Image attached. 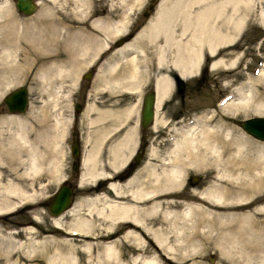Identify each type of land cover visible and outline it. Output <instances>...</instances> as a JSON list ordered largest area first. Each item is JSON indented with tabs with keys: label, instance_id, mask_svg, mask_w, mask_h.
<instances>
[{
	"label": "bare ground",
	"instance_id": "6f19581e",
	"mask_svg": "<svg viewBox=\"0 0 264 264\" xmlns=\"http://www.w3.org/2000/svg\"><path fill=\"white\" fill-rule=\"evenodd\" d=\"M88 1L76 0L71 18L63 19V23L48 13L29 22L11 17L0 26V86L9 87L17 79L20 65H26V70L40 80H49L53 72L64 77L58 66L59 55L54 53L55 44L63 42L68 62L75 65L72 86L85 56H89L87 64L96 65L98 81L109 89H138L139 76L148 73L140 72L145 58L141 44L145 42L154 53L155 124L163 125L158 105L173 83L166 70L187 79L197 73L206 58L210 59V69L237 66L242 54L233 48L240 45L250 15L254 13L264 29V0H166L172 13H154L130 41L112 48L100 34L112 41L125 34L130 19L112 22L101 16L92 18L94 14L85 13L83 8ZM86 21L98 34L87 31ZM231 92L218 112L208 111L185 125H167L174 135L161 154L142 162L121 185L109 183L114 198L95 193L84 200L87 212H78L80 204L73 203L53 215L51 226L43 224L35 208L42 191L35 178L42 167L33 140L35 125L31 117L0 114V218L18 208H24L27 216L15 223L16 230L6 231L8 227L0 225V262L14 256L19 264H199L196 257L206 241L218 251L214 264L263 261L264 254L254 252L259 249L248 245L243 231L251 221L264 224V199L254 200V179L262 182L264 176V141L252 140L239 130L237 114H264V63ZM94 104L83 112L91 127L104 124L92 115L111 110L107 106L98 109L99 104ZM120 108L112 113L127 115L136 105ZM127 120L125 116L114 125L124 126ZM128 127L108 160L113 170L127 161V154L120 155L123 152L119 153L118 145H128L132 150L134 126ZM94 138L82 154L77 186L100 176L94 156L98 141L95 143ZM48 143L52 146L51 138ZM210 161L225 165L220 176L228 186L227 196L213 184L209 192L191 190L200 200H176L182 195L187 170L204 173ZM204 199L210 202L207 206ZM64 217H70V222L63 221ZM120 244L126 245L127 255L121 253Z\"/></svg>",
	"mask_w": 264,
	"mask_h": 264
},
{
	"label": "rangeland",
	"instance_id": "374dc122",
	"mask_svg": "<svg viewBox=\"0 0 264 264\" xmlns=\"http://www.w3.org/2000/svg\"><path fill=\"white\" fill-rule=\"evenodd\" d=\"M37 1L38 3L36 5V10L31 14L24 15L16 9L14 0H0V26H5V24L11 19V17L15 18L19 22H29L36 20L40 16L47 17L48 13H51L50 16L52 17V19L60 18L62 22L63 19L71 18L70 15L74 12L76 6V0ZM149 4L151 5L150 8H148ZM83 8L85 13L94 14L92 18L101 16L104 20L112 22L122 20L124 17L130 19L128 22L127 30L126 32H124L125 34L117 36L113 39L115 41V44H112L113 40L110 41L104 34H100L101 38L105 39L112 48L121 46L125 42L130 41L132 37L138 32V30H140L150 19L154 17V13H172L171 5L168 3L166 4V0H90L88 1V3L84 4ZM144 10L149 13L147 16L142 15V12ZM61 22L60 24L63 23ZM85 27L87 28V31L98 34L94 29L90 27L88 21H86ZM244 27V33L239 41L240 45H237V48H235L242 54V57H239L237 66L230 68H224L220 66L215 69H210V59L206 58L198 67L197 73L185 80L190 92H187L183 97L186 108L184 110H181L180 116L178 117L180 122L179 125H185L198 116L206 114L208 111L214 110L218 112L220 110L222 101H224L232 93V89L237 84L245 81L247 76L255 73L259 69L260 65L264 63V29L257 23L254 13L253 15H250V18ZM118 43H120V45L117 46ZM63 44V42L56 43L54 53L56 54V56L59 55L58 66L65 74L64 77L59 78L58 76H55L53 72L51 74L52 78H50L49 80H40L37 77L35 78L32 73L26 70V65H20V72L17 71V79L13 80L12 82L9 81V87L0 86V114L10 113L7 111L2 101L3 96L7 92L20 85H24L27 88V107L23 112L16 114L28 119L29 117H31V119L33 120V122L31 120V123L33 126L35 125V135L33 140L36 148V154H38V158L40 157L39 159L42 165L41 171H39L35 177L36 185L39 188L42 187V191L39 195H37L35 208L37 209L36 211L40 212V218L42 219L43 224L47 226H51V220L55 216L49 213L46 201L53 194L56 187L62 182V177L68 179V181L73 185V194L71 197L70 205H72L73 203H79L80 205L76 208L79 210H77L78 212H87L84 200L87 197H92L93 194H95L93 190V183H81L78 186L75 185V183H77L76 179L78 180L76 175L77 172L70 169L71 162L66 155V151L62 150V148H65V144L62 143V139L60 146L61 150L57 148V141L62 138V133L60 134L59 140L56 139L55 142V127L53 135L51 136L48 134L47 130L46 122L49 119V113L54 116L53 118L57 119L58 117L55 115V113H53L56 110V107L62 109L63 111H66L68 105H70V101L76 99L75 91L73 93L71 92L75 89L72 86V80L76 76H74L75 73H72L75 65L72 66V64L68 62L69 59L67 58V51L66 49H64ZM141 45L144 48L145 58L141 64L142 70H140V72L143 73V70H147L148 73L145 76L143 74L142 76H139L138 81H142L144 78L149 77V75H153L154 77L156 74L154 72V53L152 49L147 48L145 42H142ZM88 59L89 56H85V61L82 62V70L88 67ZM207 62L208 67L206 65ZM203 68H205V71H201ZM22 70H25L24 73ZM95 72L94 88H98L99 90H108L105 94V96H107L105 97L106 99L101 100V102L109 100V96H112V92H114V89H109L106 85H104L103 81H98L99 79L97 77V67L95 69ZM201 72H204V76L202 77ZM166 73H169V75H171L174 72L166 70ZM116 89H121V87H116ZM139 92L140 90L137 89L132 93V95L128 97H125L124 95H122V97H119L122 101L124 98L129 100L128 102H124L121 106L129 105L131 102L133 103V105H135L134 102ZM225 94H228L225 99H222L218 102L219 97ZM94 102L95 101L93 96H90L85 103L84 110H86L87 106L91 104L93 105ZM50 107H53V112L50 111ZM177 107L178 105L175 104L174 108L177 109ZM134 110L135 109H133L131 113H134ZM164 115L166 116V114ZM255 115L256 114L253 113H246L244 115L239 113L237 114V121ZM92 118H94L93 115ZM84 122L87 125L86 117L84 119ZM131 125H134V123H131ZM237 126L239 127V130H241L246 136H248L252 140H257L256 138L245 132L238 123ZM167 132L166 127H164V131L162 130V136L159 140V145L163 147V150L168 143V139H170L172 135H174L172 132H170V134H168ZM163 137H167V139H165L164 141ZM50 138L52 146H50V144L48 143L50 142ZM229 167L230 164L228 165V168ZM80 170L82 169L80 168ZM201 172L202 171H200V169H190L187 170L186 175L188 174V176H191L193 173L202 174ZM191 195L195 196V194L192 193L190 189H187V187H184L183 185L182 195L176 200H186V202H193L194 200L192 199ZM24 212V208H18L13 212L7 214L6 216L1 217L0 225L8 227L6 231L16 230L17 226H15V223L19 220L27 218ZM70 220V217H64L63 219V221L67 223L70 222ZM16 237L18 236H15V238ZM125 247L126 245L124 244H120L119 246V249L124 256L127 255V250ZM217 256L218 251L215 250L213 244L206 241L202 252L200 253V255H197V259H195L199 264H214L216 262ZM15 259L16 258L14 256L10 258L4 257L1 260L0 264H19V262L14 261Z\"/></svg>",
	"mask_w": 264,
	"mask_h": 264
},
{
	"label": "flooded vegetation",
	"instance_id": "af4514ba",
	"mask_svg": "<svg viewBox=\"0 0 264 264\" xmlns=\"http://www.w3.org/2000/svg\"><path fill=\"white\" fill-rule=\"evenodd\" d=\"M142 15L147 16L148 12H142ZM113 43L115 44L114 40L112 41V44ZM235 48H237V46L233 48V50L236 51ZM95 69H96V65L90 64L88 65L87 68H84L83 70H81V72H79L77 81L73 84V87L75 89L71 91L72 93L75 91L76 99L70 101V105H68L66 111H63L62 109H59L56 107V110L53 112L52 111L53 107H50V111L55 113V115L58 118L55 119L53 118L54 116L50 114L49 119L46 122L47 130H48V134L51 136L53 135V131L55 127V132H54L55 142H56V139L59 140L60 134L62 133V138H60V140L57 141V148L61 150L60 146H61V139H62V143L65 144V148H62V150L66 151V155L68 156L71 162L70 169L72 171H76V168L80 166V159L82 157V154L86 152L87 150H89L88 148H90V144H91L90 140L91 138H94V136L96 135L95 137L97 140L94 138V141L95 143L96 141H98L97 142L98 145H96L97 143L95 144V147L97 146L95 148V151L97 149L98 152L96 151L94 153L95 154L94 156L96 157L97 167H98V169L96 168V170L100 171L101 173H100V176L97 175L93 179V190L96 194H100V195L103 194L108 197L114 198L112 197V192H110L111 189H109L108 187L110 182H115L118 185H121V183H123L125 180L128 179V177H130L133 174V172L139 167V165L142 162L146 161L149 158L154 159L157 155L161 154L162 152L161 150H163V147L159 145V140H160V137L162 136V130L164 131V127H167V125L169 126L179 125L180 122H179L178 117L180 116L181 110H184L186 108V104L183 101V97L186 95L187 92L189 93L190 90L188 89L187 83L185 82L186 79L179 77L175 73L169 75L173 83L171 84V88L168 90L167 94L163 96L162 99H160V103L158 105L159 106L158 111L160 113L159 116L164 119L165 123H163V125H166V126H163L161 124H155L157 94L155 90V84L153 81V75H149V77H146L142 81L139 82L140 92L134 102L136 105L134 113L129 112L127 115H122L121 113H119V111H117L118 113H112V110H114V108L115 110H118L120 107L124 108L127 106V105H124V106H121V105L124 102H128L129 100L124 98L122 101L120 100L119 97H122V95H124L125 97H128L132 95V93L135 92L137 89L135 90V89H122V88L116 89L115 88L114 92H112V96H109L110 97L109 100H106L105 103L102 105L100 102L101 100L106 99L105 97L107 96H105V94L107 93L108 90L106 89L99 90L98 88L97 89L94 88V84H95L94 76L96 73ZM202 76H204V72H201V77ZM148 93L151 95V98H152L151 99L152 113H151L150 118L145 122V124H141L140 106L142 104L143 97ZM90 96H93L96 105L98 104L100 105V106L98 105L97 107L98 109L103 108L104 106H105L104 108H106L107 106L106 109H111V110H108V113H104L100 116L97 114H96L97 116L93 115V117L95 116V118H97L98 121L100 120L103 121L104 122L103 125L96 124L95 126L91 127L90 125L87 126L86 123L84 122L85 117L83 116L82 113L84 112V109H85V103L87 102ZM130 104H133V103L131 102ZM175 104L178 105L177 109L174 108ZM164 114H166V116ZM125 116H126V120L128 119L127 121H129L127 124H125L124 126H122L121 124L114 125V121L120 120L124 118ZM131 123H134L133 125L134 131H133V137H132L133 144L131 142L132 150L133 149L134 150L132 151L128 145L124 146L120 143L119 145L121 146V148L118 145L119 153L123 152L120 155L127 154V158L125 159L127 161L123 162L122 164H120V166L116 167L114 171L112 168H110V165L108 164V162L110 161V158L112 157V155L116 152L115 150H117L116 143L118 141L120 142L121 138L126 132L125 130L129 128L128 125L131 126ZM167 131L168 130L166 129V132ZM104 132L107 134H105ZM97 133H98V136H97ZM167 133L170 134V132H167ZM104 134L106 137L104 136ZM84 139H87V140H84ZM165 139H167V137L165 138L163 137L164 141ZM125 148H127V150ZM129 152H131L132 154H130ZM129 154H130V157H129ZM152 162L156 163V161H153V160ZM211 162L212 161H210L209 164L206 165V169L204 173L202 174L193 173L191 176H188L187 174L184 177L183 185L184 187H187V189H190L193 192L197 190H200V192L203 190H207L209 192L213 188V184H214V187L218 192L220 191L222 192L223 196H227V192L225 191V189L228 188V186L224 184L225 183L224 177L220 176L221 175L220 170L222 171V168L225 165H221L217 163L213 164ZM226 168H228V166ZM104 174H107V176ZM214 180L217 182V184ZM254 180L256 181V182L254 181L255 186H256V188L254 186L255 188L254 200L260 201L264 199V176L262 178V182L260 181L259 178H255ZM66 182L70 183L68 179L66 180ZM221 183L223 184L221 185ZM121 192L124 193L122 190ZM191 196L194 201H196L197 199L198 200L201 199L200 196H194V195H191ZM209 203H210L209 200L204 199L203 204L205 206H207ZM263 226L264 224L260 225L254 221H251L247 225L246 229L243 231V235H245L249 239L248 245L254 246L259 249V251H254L256 253L258 252V254L259 253L264 254V227ZM246 232L248 233V235L246 234ZM257 236L259 237V239H257L258 238ZM260 261H258L259 263L257 262V264H264V259L262 262Z\"/></svg>",
	"mask_w": 264,
	"mask_h": 264
},
{
	"label": "water",
	"instance_id": "95a60500",
	"mask_svg": "<svg viewBox=\"0 0 264 264\" xmlns=\"http://www.w3.org/2000/svg\"><path fill=\"white\" fill-rule=\"evenodd\" d=\"M37 0H14L17 10L23 14H30L35 11ZM151 5H148L150 8ZM147 12V11H143ZM27 90L24 86H18L3 96V101L9 112H22L27 104ZM151 95L148 93L143 97L140 108V122H145L150 118ZM241 127L253 137L264 141V115L251 116L240 121ZM72 190L69 185L62 183L46 201V205L50 214H58L70 205Z\"/></svg>",
	"mask_w": 264,
	"mask_h": 264
}]
</instances>
